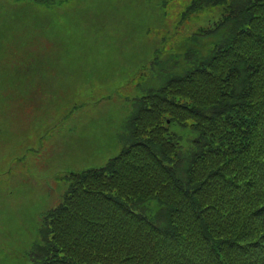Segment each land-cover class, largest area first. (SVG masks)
I'll use <instances>...</instances> for the list:
<instances>
[{"label":"trees","instance_id":"obj_1","mask_svg":"<svg viewBox=\"0 0 264 264\" xmlns=\"http://www.w3.org/2000/svg\"><path fill=\"white\" fill-rule=\"evenodd\" d=\"M206 12L120 156L73 176L32 264H264V0H192L179 24Z\"/></svg>","mask_w":264,"mask_h":264},{"label":"rangeland","instance_id":"obj_2","mask_svg":"<svg viewBox=\"0 0 264 264\" xmlns=\"http://www.w3.org/2000/svg\"><path fill=\"white\" fill-rule=\"evenodd\" d=\"M190 2L0 0V132L10 119L0 137V264H31L49 230L45 215L66 203L72 177L118 157L136 107L168 73L179 75L168 71L171 55L176 61L186 36L216 21L206 12L176 28ZM33 66L45 79L27 77Z\"/></svg>","mask_w":264,"mask_h":264}]
</instances>
